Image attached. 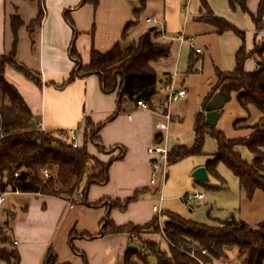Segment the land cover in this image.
Returning <instances> with one entry per match:
<instances>
[{
  "label": "crops",
  "instance_id": "crops-1",
  "mask_svg": "<svg viewBox=\"0 0 264 264\" xmlns=\"http://www.w3.org/2000/svg\"><path fill=\"white\" fill-rule=\"evenodd\" d=\"M79 2L80 0H0V54H7L12 48L10 17L15 15L22 22L16 30L15 60L40 78L38 84L9 64L3 68L4 78L17 89L33 120L45 131L54 133L80 127L85 118H89L94 125L104 122L96 136L100 144L110 148V151H102L95 144L94 147L93 143H90L92 151H88L87 146L86 149L90 155L102 162L114 159L108 168L107 181L90 185L85 193V201H82L81 196H75L76 200L73 201L35 193H10L16 196H32L22 202H11L10 208L3 207V212L6 210L9 213L4 216L2 224L8 221L12 240L17 241L16 245H12L18 253V264H43L48 248L55 255V264H123L126 249L138 247V243L132 241L127 232L93 238L86 235H97L106 215L118 226L142 225L153 217L150 190L154 185L149 181L150 155L146 149L158 142L159 136L154 123L160 117L134 102L127 101L117 117L106 121L116 111L117 93L104 92L96 74L78 76L68 84L59 86L74 67V61L68 52L73 30L64 19L65 10L68 11L76 31L73 45L82 64L89 61L92 48L105 53L116 44L125 46L150 27L155 29L157 39L170 43V53L166 58L150 62L159 83L156 93L149 101L150 106L155 107L164 96L162 83L171 74L178 76L173 70L176 48L183 44L189 45L190 52L184 75L194 71L187 70L190 54L195 62L201 57L202 49L194 47L192 32L195 35L211 32L221 40H226L225 47L233 61L222 68L213 64V70L217 67L222 72L234 68V54L240 46L250 51L254 43L264 38V10L260 27L255 25L251 17L256 14L259 0H246V12L236 4L231 6L228 0H144L143 5L140 0H97L95 5H80ZM183 5H186L187 11ZM40 6L43 18L39 24L32 25ZM244 16L251 21L248 22ZM147 17L157 18L158 24L145 22ZM209 17L222 18L243 31V40L231 30L216 32L215 27L206 21ZM238 19L246 22V28ZM127 23L129 26L126 28ZM203 25L209 28L204 29ZM181 33L186 39L184 42L178 39ZM173 41L175 45L172 49ZM262 56L264 57V52ZM244 69L248 72L253 70L252 65L246 66V62ZM198 112H203L205 116L202 106ZM79 139L81 145V133ZM120 147H124L125 152L118 159L116 157ZM240 147L243 146L237 147V151L241 154ZM214 152L208 153V156ZM247 152L250 154L248 150ZM204 163L197 164L196 167L204 166ZM141 190L145 193L130 202L124 211L107 206V199L123 200ZM98 201L101 204L93 205ZM142 237L160 242L158 233L144 234ZM1 262L5 264L4 261Z\"/></svg>",
  "mask_w": 264,
  "mask_h": 264
},
{
  "label": "trees",
  "instance_id": "trees-1",
  "mask_svg": "<svg viewBox=\"0 0 264 264\" xmlns=\"http://www.w3.org/2000/svg\"><path fill=\"white\" fill-rule=\"evenodd\" d=\"M97 0H80L79 4L91 3L95 5ZM233 6L238 5L244 12L247 11L246 0H228ZM144 0H140L143 5ZM264 10V0H259L255 15H251L257 27ZM64 11V19L73 30V37L69 45V55L74 61V67L68 78L59 86H64L78 76L96 74L100 87L104 92L117 93L116 111L108 117L109 121L121 110L127 101L137 104L144 101L149 104L151 97L156 93L158 77L150 67V62L166 58L170 53V43L157 40L155 29L146 30L137 39L130 41L125 46L116 44L105 53L95 49L90 50L89 61L82 64L77 53L73 38L76 34L70 16ZM43 18V10L40 6L32 25L39 24ZM216 32L231 30L242 40L243 31L228 23L222 18L209 17ZM17 16L10 17V27L13 33L12 48L8 55L0 54V191L7 185L17 188L22 193H35L43 196H53L63 199L76 200L81 196L85 201V193L90 185L101 184L108 179V168L114 160L110 158L106 162L98 161L90 155L86 149L88 141L94 143L100 150L108 152L100 144L97 132L104 122L94 125L89 118L83 120L82 144L73 148L59 135L52 131L38 129L33 116L26 106L17 89L8 83L3 76V68L6 64L13 66L26 77L33 79L38 84V75L24 67L15 60L16 30L21 25ZM129 23L125 25L127 28ZM124 37V35H123ZM264 38L258 49L246 51L240 46L234 54V68L228 72H222L214 68L215 83L208 90L202 101V108L221 86L231 94L236 93L238 105L247 110L249 105L255 107L260 114L257 121L246 124V119L235 121L238 127L245 123L247 133L241 137L228 138L216 126H208L205 123L203 112L195 115L193 124V142L190 146L174 145L170 147L168 164L178 161L186 156L200 155L203 153L205 136L208 135L216 142V150L209 155L204 163L207 173L217 176L215 167L223 163L238 179L239 190L251 198L256 189L264 193ZM253 57L255 68L252 71L244 69L245 61ZM195 59L190 54L187 70L192 72ZM136 96L138 98L136 99ZM105 121V122H106ZM245 147L251 154L250 160H246L237 151V147ZM116 158H121L125 152L120 147ZM96 161L98 167L95 171L87 173L88 162ZM49 172L48 178H43L42 170ZM17 176H14L15 172ZM216 188V187H215ZM145 191H135L132 196L123 200L107 199L110 209L124 211L128 204L138 199ZM101 201L93 203L99 205ZM166 221L162 227L169 242L167 248L159 247L157 241L143 238L144 234L157 233V217L142 225H115L106 217L102 221L101 230L97 235H86L93 238L117 232H127L132 241L138 243V247H128L123 255V264H199L194 258L184 253L181 248L188 241H193L198 248H204L207 255L197 253V256L210 263L225 257V250L236 248L243 256V264H264V222L252 227L248 223L232 219L230 225L226 221H220L212 226L194 222L172 212H166ZM7 233L0 236V259L5 264H18V253L12 246L11 227L8 221H4L1 228ZM2 245V246H1ZM129 255H135L138 261H131ZM154 257V262H149V257ZM56 258L51 248H48L43 259V264H55Z\"/></svg>",
  "mask_w": 264,
  "mask_h": 264
},
{
  "label": "rangeland",
  "instance_id": "rangeland-1",
  "mask_svg": "<svg viewBox=\"0 0 264 264\" xmlns=\"http://www.w3.org/2000/svg\"><path fill=\"white\" fill-rule=\"evenodd\" d=\"M244 18L247 19L246 16ZM247 21H251L250 18ZM238 22H241L243 27H245L244 23L246 22L243 19H238ZM203 27L204 29L209 28L207 25H203ZM244 30L246 31V29ZM192 34L194 47L201 48L202 53L200 55L201 57L194 63L193 73L184 75L183 72H185L187 58L190 52L189 45L183 44L176 48L173 70L178 73V76L174 78L173 83L176 88H181L180 86L185 88L186 93L184 97L173 102L170 106V113L175 118L172 117L173 121L170 124V146L179 142H182L186 146L192 144L195 115L201 108L203 96L216 81L213 64L222 68L233 61L232 55L225 47L226 40H221L216 34L211 32L205 34L200 33V35H195L192 32ZM157 40L161 41L160 39ZM262 41L263 38L254 43L253 49H258ZM247 43H249V40H247ZM174 45L173 41L172 49ZM261 58H264L262 54ZM245 62L246 66L252 65V69H254L255 61L253 57L248 58ZM158 85L159 83L157 87ZM118 114L115 116L117 117ZM258 117L259 113L252 105H249L247 110L242 109L236 101V93L232 92L229 100L224 103L220 110V117L217 121L216 128L221 130L228 138L241 137L247 133V129L244 128L245 123H242L238 127V125H235V121L245 118L246 122L251 123L257 121ZM90 143L92 142L88 141L86 143L88 151L93 150L90 147L92 145ZM215 149V140L210 136H206L203 145L204 154L186 156L178 161L167 164L166 179L161 193L163 198L160 205L162 211L159 216L161 227H163L166 221V212L176 213L194 222L212 226L218 224V220L227 221L229 218L235 221L242 220L252 227H255L256 224L264 220L263 191L258 188L253 192L251 198H247L239 190L237 177L223 163L220 162L215 167L217 176L209 173L207 181H199L191 176L196 165L204 163L209 157L208 153L215 151ZM240 149L242 157L249 160L250 154L247 150L243 147H240ZM106 150H109V148H106ZM96 159L101 161L98 158ZM96 167H98L96 161H89L87 173L95 171ZM192 193H202L204 197L198 201L191 200L187 202L184 197ZM31 197L30 195L16 196L7 194L3 207L10 208L11 202L18 203ZM158 198L159 191L158 184H156L150 190V200L153 201L152 205L157 203ZM7 213L9 212L5 210V213L3 212L0 215V225L5 218L4 216H7ZM6 233V229L4 227L1 228L0 236ZM157 233H160L159 227L157 228ZM159 241V247L162 249L167 248V243L161 236ZM129 258L131 261H138L135 255H129ZM148 261L151 263L155 259L150 256ZM215 264H243V256L233 247L225 250V257L216 259Z\"/></svg>",
  "mask_w": 264,
  "mask_h": 264
},
{
  "label": "built area",
  "instance_id": "built-area-1",
  "mask_svg": "<svg viewBox=\"0 0 264 264\" xmlns=\"http://www.w3.org/2000/svg\"><path fill=\"white\" fill-rule=\"evenodd\" d=\"M183 8L185 11H187L186 5H183ZM145 22L150 24H158V19L154 17H147L145 19ZM178 39L180 42L186 41L184 38V35L181 33L178 36ZM190 45L192 43L189 41ZM198 52L199 49H196ZM175 74L169 75V77L162 83L161 90L164 92L163 98L160 100L159 104L155 106H150V104L144 102V101H138L137 105L141 108L147 109L157 116L160 117L159 120H157L154 123V128L158 132V142L155 144L149 145L146 149L147 153L150 155V184L156 185L158 184V191H159V198L156 204H153L151 209L154 215L158 218V227L160 228L159 235L165 240V242H169L163 232V229L160 225V219L159 216L161 214V202L163 200L162 198V188L163 184L166 179V167L168 164V154L170 150L169 145V130H170V124L172 121V115L170 113V106L173 102L179 100L185 95V90L183 88H176L174 86L173 80ZM129 117V115H127ZM37 127L41 131H45L39 123H37ZM83 132V124L80 127L75 128H68L64 129L62 132H58V135L67 143H69L73 148H76L80 145L79 143V135ZM18 172L16 171L14 173V176H17ZM43 178L49 177V172L47 170H42ZM14 193L18 194L21 193L17 188H11V185H7L5 190L0 191V215L3 213V205L5 202V197L7 194ZM202 193H192L186 195L184 198L187 202L191 200H201L203 198ZM70 207L72 205L70 204ZM12 244L16 245L17 241L12 240ZM181 250L189 255L190 257L194 258L199 264H215V260L212 259L210 263H207L206 261L200 259L197 256V253L201 255H207V252L204 248H198L197 245L193 241H188L184 244V247L181 248Z\"/></svg>",
  "mask_w": 264,
  "mask_h": 264
},
{
  "label": "water",
  "instance_id": "water-1",
  "mask_svg": "<svg viewBox=\"0 0 264 264\" xmlns=\"http://www.w3.org/2000/svg\"><path fill=\"white\" fill-rule=\"evenodd\" d=\"M149 30H153V27H150ZM138 96H136V99ZM230 98V94L228 91H226L224 86H221L218 91L213 95V97L207 101V103L204 106L205 111V123L208 126H214L216 124L217 119L220 116L219 109L222 108L223 104L228 101ZM191 176L199 181H207L208 180V173L204 166L196 167L192 173ZM232 222V219L229 218L226 221L227 225H230Z\"/></svg>",
  "mask_w": 264,
  "mask_h": 264
}]
</instances>
